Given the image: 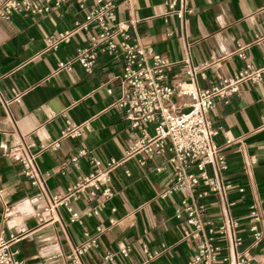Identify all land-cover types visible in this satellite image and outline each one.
Wrapping results in <instances>:
<instances>
[{
	"label": "crops",
	"instance_id": "0c3cea01",
	"mask_svg": "<svg viewBox=\"0 0 264 264\" xmlns=\"http://www.w3.org/2000/svg\"><path fill=\"white\" fill-rule=\"evenodd\" d=\"M6 1L0 0V6ZM28 1L51 6L43 15L0 20V95L10 102L8 111L0 104V233L8 237L26 231L11 245L23 264H74L71 249L93 237L97 243L80 256L81 264H185L197 246L185 236V222L174 216L185 192L163 196L173 179L169 165L156 171L160 159L143 165L140 156L125 159L128 143L142 126L132 128L112 105L122 61L99 56L90 73L73 62L76 48L88 44L89 32L76 28L83 22L82 7H92V1L66 0L59 7L52 5L54 0ZM167 2L116 0V20L129 24L131 41L169 62L183 60L186 45L193 65L207 63L195 78L198 90L216 85L245 63L264 67V0H187L191 12L181 19L166 13ZM65 30H75L70 42L48 50L46 39ZM239 47L245 60L236 56ZM59 62H70L71 69L58 70ZM179 71L172 72L184 79ZM172 103L185 112L189 98L174 96ZM207 119L225 160L218 177L229 190L224 204L216 194L207 196L204 221L215 230L225 217L234 219L240 240L233 248L225 236L211 235L217 256L236 254L264 264V80L241 83L236 94L216 102ZM67 122L76 134L61 138ZM55 142L59 146L53 149ZM21 143L35 156L45 197L22 174L11 151ZM91 159L103 165L125 159L111 173L112 196L98 195L93 201L85 193L71 197L80 224L71 223L63 207L57 210L59 222H39L35 213L47 207L49 197H63L95 169ZM206 173L212 176L213 168L207 166ZM252 205L260 215L254 224L262 234L257 242L247 217ZM98 206L97 215H84ZM107 255L110 261H105Z\"/></svg>",
	"mask_w": 264,
	"mask_h": 264
},
{
	"label": "built area",
	"instance_id": "2783aa9c",
	"mask_svg": "<svg viewBox=\"0 0 264 264\" xmlns=\"http://www.w3.org/2000/svg\"><path fill=\"white\" fill-rule=\"evenodd\" d=\"M92 7H82L83 22L77 30L89 32L88 44L76 48L73 62L77 63L85 72L90 73L99 56H107L122 61V74L119 91L113 102V107L123 112L125 119L132 128H139L140 134L130 140L125 151V159L140 156L139 164L155 158L161 160V166L156 168L162 172L163 166L169 165L173 183L163 196L171 193L185 192L175 210L174 216L181 219L188 226L185 232L187 238L197 242L196 249L185 264H254L244 256L233 255L219 258L217 248L213 244L211 235L218 233L225 236L230 247L235 248L240 240L234 235L237 222L225 217L214 230L204 221L207 210L206 198L209 194H216L224 204L229 185L218 177V171L223 170L225 160L213 143L215 131L207 119V113L217 101L226 100L239 90L243 82L257 85L264 80V67L253 68L250 64L244 66L231 76L221 79L216 85L205 90H198L195 78L207 66V63L193 65L186 53L179 62H169L151 48H144L137 41H131L129 24L116 20V0H91ZM66 0H54V7L61 6ZM51 4L35 6L28 0H7L0 6V20H9L13 15H43L48 13ZM191 10L187 7V0H168L166 13L181 19ZM75 30H65L46 39L47 49L55 51L61 44H68ZM236 56L245 60L243 48L236 50ZM179 68L178 74H173L174 68ZM58 70L69 71L70 62H59ZM188 97V109L179 112L172 103V98ZM17 100V98L15 99ZM0 104L8 111L10 102L3 100ZM76 134L75 127L67 122V127L61 132V138ZM58 142L52 144L56 149ZM16 156L22 174L44 193L43 182L35 163V156L29 146L21 143L11 150ZM84 152H80L79 156ZM108 161L104 165L98 160L91 159L95 169L63 197H49V203L35 213L41 223L59 222L57 210L63 207L70 215L71 223H81V214L74 212L70 198H77L85 193L88 201H93L98 195L104 199L112 196L110 189L111 173L125 160ZM249 165L253 161L249 160ZM213 168V175L208 176L206 167ZM128 175V172H125ZM195 192V193H194ZM101 207L84 213L86 217L97 215ZM248 219L252 223L249 230L255 242L262 234L255 227L260 215L257 207L250 206ZM113 224L112 220L110 221ZM97 232H102L97 228ZM216 231V232H215ZM26 231L20 229L16 234L5 237L0 233V264H23L16 257L11 245L18 242ZM96 237L84 241L71 249V260L74 264H81L80 256L94 247ZM127 250L121 251L126 254ZM107 255L105 261H110Z\"/></svg>",
	"mask_w": 264,
	"mask_h": 264
}]
</instances>
